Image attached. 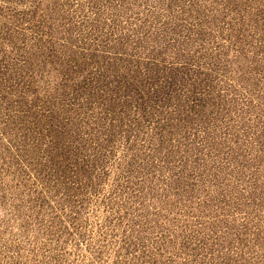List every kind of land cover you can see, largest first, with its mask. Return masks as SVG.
Segmentation results:
<instances>
[{
	"label": "rangeland",
	"instance_id": "374dc122",
	"mask_svg": "<svg viewBox=\"0 0 264 264\" xmlns=\"http://www.w3.org/2000/svg\"><path fill=\"white\" fill-rule=\"evenodd\" d=\"M0 264H264V0H0Z\"/></svg>",
	"mask_w": 264,
	"mask_h": 264
}]
</instances>
